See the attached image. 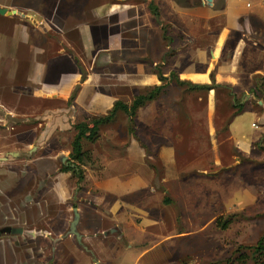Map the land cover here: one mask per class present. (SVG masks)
<instances>
[{
	"label": "rangeland",
	"instance_id": "obj_1",
	"mask_svg": "<svg viewBox=\"0 0 264 264\" xmlns=\"http://www.w3.org/2000/svg\"><path fill=\"white\" fill-rule=\"evenodd\" d=\"M255 1L248 3L255 6ZM223 2L205 12L216 17L206 22L210 35L202 33L205 21L198 25L195 31L201 39L196 45L212 46L216 40L225 23L224 16L217 15ZM0 3L26 16L0 21V229L35 228L52 234L34 241L4 234L3 264H264V249L254 250L261 241L264 247V120L252 129L251 115H244L242 125L231 128L238 112L235 104L264 116V87L252 100L225 86L217 88L209 115L208 92L189 91L173 82L164 95L139 110L134 135L127 115L120 112L102 128L97 141L84 143L91 157L80 166L82 183L74 172H62L74 164L73 123L86 117L78 119L74 109L81 91L76 76L84 79L89 73L98 78L113 71L88 61L83 65V49L93 46L99 61L109 32L121 31L124 25L128 35L137 31L140 21L127 18L139 11L138 18L150 14L162 25L168 44L181 30L171 21L178 18L185 28L187 13L201 19L199 6H209L208 0ZM152 6L159 17L152 14ZM251 23L247 40H253V34L264 47V36H256L264 25ZM244 30L233 31L232 42L243 37ZM177 38L175 46L185 43L183 36ZM174 57L175 51H169L167 66L155 71L173 70ZM96 93L99 101L113 94L129 106L136 97L134 92L118 94L106 84ZM243 137L253 141L249 150L238 143ZM7 173L10 177L4 181ZM76 208L82 216L83 243L93 256L76 246L74 236L66 237ZM64 238L71 251H82L61 263L53 248Z\"/></svg>",
	"mask_w": 264,
	"mask_h": 264
},
{
	"label": "crops",
	"instance_id": "obj_2",
	"mask_svg": "<svg viewBox=\"0 0 264 264\" xmlns=\"http://www.w3.org/2000/svg\"><path fill=\"white\" fill-rule=\"evenodd\" d=\"M219 1L221 0H213L207 7L199 6L201 12H203L199 16L201 19L195 18L197 17L195 16L196 13H187V15L190 16L187 18L183 16V18L186 19L183 22L184 25H186L185 28H182L183 26L180 24L178 18L175 19V22L172 20L170 25L175 28L181 25V28H179V30H181L179 32H177L178 30L175 31L168 44L163 37L162 25L160 24L157 26L156 24L158 23L150 14L149 16L146 15L144 18L143 16L138 18V13H141V11L138 10L139 12L137 14H135L136 12H131V16L127 18H130L131 22L134 20L140 21L137 27L138 29L130 26V30L137 29V31L134 34L130 32L128 35L126 33V26L124 25L121 31L109 32L107 35V48L103 50L104 52L99 61L97 58L99 55L98 50L93 46L83 49L82 53L85 54V60H82L83 65H85L84 62L88 61V65L101 64L97 68L110 67L113 68V71L106 73L104 77L101 76L98 78L89 73L86 74L84 79L80 78L83 75L76 76L75 84L81 88V91L77 94L73 103L78 119H81V116H86L82 117L84 118L82 122H85L87 118L104 117L106 116L105 113H107L108 116L114 109L115 104L117 102H122L120 100L116 101L113 94H111L110 98H103L99 101L96 91L99 90L101 85L106 84L108 89L112 91L116 90L118 94L126 92L131 94L134 92L136 99L142 95L140 93L142 89L148 90L163 85L158 76L159 73L167 79L168 87L173 82L177 84L179 81L189 82L198 86H212L213 82H215L217 86L230 88L232 92L235 91V94L242 98L254 99L258 90H261L263 87L259 84V80L262 83V78H264V61L262 59L260 60L261 57H264V47L259 46L258 40L253 34L252 37L254 39L247 40V37L251 34L248 26L251 28L253 27L252 21L261 26L262 24L264 25V0H256L255 6L249 4V0H222L224 1L222 3L223 10L217 11V15H223L225 18L223 28L219 31L212 46L208 44L198 46L195 43H198L201 37L196 35L195 30L202 21H205L202 23V27L204 29L203 31L206 32L202 33L210 35L211 28L208 27V23L206 22H208L210 17L214 18L216 16L205 12H208V10L218 5ZM0 8H6L9 11L12 10L1 3ZM180 14L182 15L183 13L180 12ZM114 15L113 13L110 17ZM15 17L22 18V16L19 15L0 16V21H3V19H7V21L13 20ZM23 17L25 18L26 16L24 15ZM243 18L245 19L243 20ZM242 20L245 21V23L240 25ZM125 21L126 20H124V22ZM243 29H245L243 37L238 39L235 43L232 42V37L234 36L233 31ZM2 30L3 29L0 27L1 43L3 42L2 35L4 34ZM252 31L255 32V29ZM178 34L184 37L185 43L180 46H175V42L179 40V38H177ZM256 36H264V27L256 33ZM250 41L253 42L251 43ZM229 45H233L234 47L231 48ZM124 47L128 48V53L126 49H124V51L121 50ZM18 48L17 45V50ZM169 51H175V57L171 62L173 70L167 73L155 71L159 65L167 66L166 59ZM191 59L192 64L189 67V61ZM259 61H261V63H258ZM122 67L125 68L123 71L116 69ZM170 77H172V79ZM90 89H93V91H90ZM207 97L210 109L208 113L211 115L215 109L214 105L217 98L216 90L209 91ZM100 104H104V106H100ZM236 105L243 106V110L235 115V119L232 120V129L238 125H242L240 119L244 115H251L252 129L256 122L264 120V116L261 117L253 111H245L246 107L243 103L235 104V106ZM99 107L104 108V111H99ZM119 115L120 114H118V116ZM130 126L131 124L129 125V130L131 129ZM138 143L140 144V142ZM238 143L245 150L246 148L249 150L250 145H253V141H248L244 137L242 140H238Z\"/></svg>",
	"mask_w": 264,
	"mask_h": 264
},
{
	"label": "trees",
	"instance_id": "obj_3",
	"mask_svg": "<svg viewBox=\"0 0 264 264\" xmlns=\"http://www.w3.org/2000/svg\"><path fill=\"white\" fill-rule=\"evenodd\" d=\"M151 12L155 17H159V10L156 7L151 8ZM160 77V80L162 81L163 85L160 87H155L153 89L146 90L145 94H142L141 96L137 97L132 105H127L123 102H117L115 104L114 109L109 113L108 116L105 117H97L90 119L85 122H79V123H73L74 130L76 131V136L72 144V154L71 159L73 161V165H75V168L67 167L63 168V173L68 172H74V176L77 177L79 183H82L84 179V171L80 167L82 164H84L86 161L90 159V154L88 152H85L83 143L84 142H91L94 143L97 141L100 137L101 129L105 125L112 122L118 115V113L122 112L130 120L131 124V133L135 134V129L133 127L134 119L137 117V114L140 109L146 106V104L157 100L162 95H164L167 91L168 84L167 79L163 77L161 73L158 74ZM177 85L180 87L187 88L189 91H212L217 90L220 86H217L215 82H213L212 86H198L189 82H177ZM261 86L264 87V78H262ZM238 110V112L235 114H239L243 110V106H234ZM238 107V108H237ZM229 225V222H225L223 224V228L227 229ZM264 249L263 247V241L260 242L259 247L255 248V252L262 251Z\"/></svg>",
	"mask_w": 264,
	"mask_h": 264
},
{
	"label": "flooded vegetation",
	"instance_id": "obj_4",
	"mask_svg": "<svg viewBox=\"0 0 264 264\" xmlns=\"http://www.w3.org/2000/svg\"><path fill=\"white\" fill-rule=\"evenodd\" d=\"M62 161H63V158H62ZM64 162V161H63ZM66 162V161H65ZM72 166H75V165H72ZM72 166H70L71 168H72ZM10 173H7V174H4V175H6L5 176V178H4V181L6 180V179H8L9 177H10V175H9ZM2 171H0V179H1V177H2ZM77 209V208H76ZM73 213H74V211H73ZM73 221H74V219H73ZM73 221H72V223H73ZM71 223V224H72ZM81 224V214H80V223H79V225ZM79 225H78V231H79ZM38 227V226H37ZM6 228H11V229H22L24 232H35V233H42L43 235H41V236H36L35 238H31V237H29L28 235H26V234H5V235H9V236H13V237H23V238H27L28 240H31V241H34L35 239H38V238H41V237H44V238H49V237H51L52 236V234L50 233V232H48V233H46V232H36V229L35 228H33L34 230H27V229H25L24 227H12V226H10V227H6ZM70 228H71V225H70ZM0 230H2V229H0ZM79 233H80V231H79ZM81 234V233H80ZM2 236H4V235H2ZM1 236V237H2ZM69 236H73V235H70L69 234V232H68V234H67V236L66 237H68V238H70ZM81 236H82V244L83 245H80L79 244V242H78V240H77V238H76V236H74L75 237V240H76V246L77 247H79V248H82V249H84L88 254H90L91 256H93V253L90 251V250H88V248L84 245V243H83V240H84V236L81 234ZM0 237V238H1ZM66 239L67 238H64L63 240H56L58 243L57 244H59V247L60 248H62L61 249V251L59 250L58 251V248L59 247H56V248H53V252H54V257H55V255H56V253L58 252L59 254H60V258H59V262H61V263H65V261H64V259H65V257H72V256H76V255H78V253H81V249H80V252L77 250H75L74 252L73 251H71V249L66 245ZM19 244H21L20 242H19ZM65 247H67V250H65ZM85 247H86V249H85ZM0 248H1V246H0ZM59 248V249H60ZM64 249V250H63ZM0 252H1V249H0ZM1 256V255H0ZM76 261V260H75ZM77 262V261H76ZM0 264H3V260H2V257L0 258ZM96 264H98L97 262H96Z\"/></svg>",
	"mask_w": 264,
	"mask_h": 264
},
{
	"label": "water",
	"instance_id": "obj_5",
	"mask_svg": "<svg viewBox=\"0 0 264 264\" xmlns=\"http://www.w3.org/2000/svg\"><path fill=\"white\" fill-rule=\"evenodd\" d=\"M122 1H127V0H122ZM209 3H212L213 0H208ZM24 16L23 14L19 13L18 11H9L6 8H0V16ZM67 158H63V161L65 162ZM72 168H75V166H72ZM80 223V213L78 209H74V221L71 224V228L69 231L70 235L76 236L78 242L80 245L82 244V236L78 231V225ZM4 234H26L31 238H35L36 236H41L43 235L42 233H35V232H24L22 229H11V228H5L0 230V237ZM86 249V247H85Z\"/></svg>",
	"mask_w": 264,
	"mask_h": 264
}]
</instances>
